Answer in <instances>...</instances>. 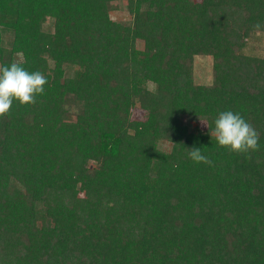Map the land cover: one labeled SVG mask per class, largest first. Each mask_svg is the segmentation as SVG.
Wrapping results in <instances>:
<instances>
[{
	"label": "trees",
	"instance_id": "1",
	"mask_svg": "<svg viewBox=\"0 0 264 264\" xmlns=\"http://www.w3.org/2000/svg\"><path fill=\"white\" fill-rule=\"evenodd\" d=\"M260 33L264 0H0V66L48 79L0 118V264H264ZM227 110L259 151L212 139Z\"/></svg>",
	"mask_w": 264,
	"mask_h": 264
},
{
	"label": "clouds",
	"instance_id": "2",
	"mask_svg": "<svg viewBox=\"0 0 264 264\" xmlns=\"http://www.w3.org/2000/svg\"><path fill=\"white\" fill-rule=\"evenodd\" d=\"M255 27L259 29L262 25L257 23ZM47 84L44 73L27 70L22 61L0 66V118L11 115L14 102L21 105L36 104L37 96L45 93ZM201 121L209 127L207 122ZM210 129L212 139L229 151L248 154L260 149V132L239 112L221 111L214 120V127ZM188 156L197 164L213 163L197 147L188 149Z\"/></svg>",
	"mask_w": 264,
	"mask_h": 264
},
{
	"label": "rangeland",
	"instance_id": "3",
	"mask_svg": "<svg viewBox=\"0 0 264 264\" xmlns=\"http://www.w3.org/2000/svg\"><path fill=\"white\" fill-rule=\"evenodd\" d=\"M123 5V4H121ZM113 20L127 19L128 13L125 8L121 6L119 10L111 12ZM246 55L264 57V33L254 35L248 42L244 50ZM195 82L201 85H211L213 83V58L210 56H196L195 57ZM150 89H154V85H149ZM137 119H143L144 113L140 110L135 111ZM161 148L169 151L171 146L167 143H162Z\"/></svg>",
	"mask_w": 264,
	"mask_h": 264
}]
</instances>
